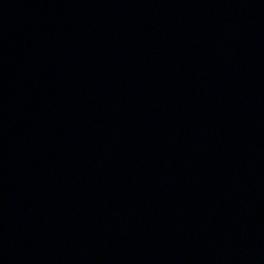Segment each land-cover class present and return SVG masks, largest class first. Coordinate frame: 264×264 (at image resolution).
<instances>
[{"label": "water", "instance_id": "1", "mask_svg": "<svg viewBox=\"0 0 264 264\" xmlns=\"http://www.w3.org/2000/svg\"><path fill=\"white\" fill-rule=\"evenodd\" d=\"M0 264H264V0H0Z\"/></svg>", "mask_w": 264, "mask_h": 264}]
</instances>
